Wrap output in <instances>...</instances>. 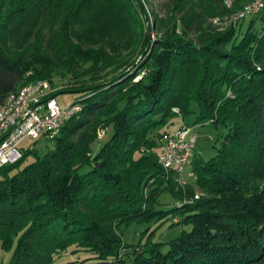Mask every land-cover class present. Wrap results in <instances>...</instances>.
Here are the masks:
<instances>
[{
	"label": "trees",
	"instance_id": "16d2710c",
	"mask_svg": "<svg viewBox=\"0 0 264 264\" xmlns=\"http://www.w3.org/2000/svg\"><path fill=\"white\" fill-rule=\"evenodd\" d=\"M232 12L223 0H0V104L38 79H64L56 93L105 82L78 93L51 147L0 168L5 264L79 250L106 264H264V8ZM192 113L225 133L179 184L158 139ZM163 191L179 200L166 210ZM168 213L190 228L142 241L147 227L135 243L119 232Z\"/></svg>",
	"mask_w": 264,
	"mask_h": 264
},
{
	"label": "built area",
	"instance_id": "2783aa9c",
	"mask_svg": "<svg viewBox=\"0 0 264 264\" xmlns=\"http://www.w3.org/2000/svg\"><path fill=\"white\" fill-rule=\"evenodd\" d=\"M223 0L225 7L233 9L230 20L236 22L264 8V0ZM220 23L222 20L216 18ZM57 87L47 79L28 82L10 92L0 104V168L17 162L22 156L21 142L26 138H53L64 123L81 109L79 102L60 106L55 95ZM106 129L98 131V138ZM157 160L166 171L181 173L193 157L194 135L191 127L182 125L162 133L158 139Z\"/></svg>",
	"mask_w": 264,
	"mask_h": 264
},
{
	"label": "rangeland",
	"instance_id": "374dc122",
	"mask_svg": "<svg viewBox=\"0 0 264 264\" xmlns=\"http://www.w3.org/2000/svg\"><path fill=\"white\" fill-rule=\"evenodd\" d=\"M249 17L245 19V23ZM66 84L64 79L54 78V85L59 89L63 88ZM80 94L75 92H58L56 93L55 97L60 106L67 105L73 101L78 99ZM195 114H190L182 119L178 115L171 116L161 127V129H166L167 131H171L180 127L182 121L190 124L191 127V134L194 135V150H193V157H196L201 160H207L212 157L216 153V148L219 146L220 141L225 133L224 128H214L211 124H193ZM104 138V137H102ZM101 140V138H100ZM100 143V142H98ZM53 141L50 139H46L43 136H39L38 138H26L21 142L23 148H34L37 150L39 154L43 153L47 147H51ZM98 144L94 147L96 150ZM32 156H28L26 162L32 160ZM176 180L179 184L184 183H193L194 175L191 171V162H189L184 169L177 175ZM179 200L170 192L163 191L158 197V203L155 207L161 209H169L177 204ZM168 218H161L158 220H154L150 223H143L139 224L136 222H131L129 224H123L119 228V232L122 234V238L127 243H135L137 242L140 233L146 229L142 238V241L146 239V233L149 234V229L153 230L151 234V238L156 241H166L170 238L177 236L180 233L182 228L189 229L190 225H175L170 226L169 224L171 221H175L177 219H172L171 213H168ZM177 218V217H176ZM172 219V220H171ZM147 234V235H148ZM165 248V247H164ZM163 248V249H164ZM123 255L125 250L122 251ZM11 257V250H5L0 246V264H5ZM86 259L85 262L81 263L82 260ZM106 264L99 262L95 258L92 257L90 253L87 251L79 250L76 252L66 251L63 252L61 255L56 257L51 264Z\"/></svg>",
	"mask_w": 264,
	"mask_h": 264
},
{
	"label": "water",
	"instance_id": "95a60500",
	"mask_svg": "<svg viewBox=\"0 0 264 264\" xmlns=\"http://www.w3.org/2000/svg\"><path fill=\"white\" fill-rule=\"evenodd\" d=\"M145 19H146V25H147V30L149 32V36H152V33H151V28H150V21L148 20V18L146 17L145 15ZM105 82H101V83H98V84H94V85H90V86H86V87H81V88H76V89H62L61 91L59 92H75V93H79V92H82L88 88H93V87H97L99 85H103Z\"/></svg>",
	"mask_w": 264,
	"mask_h": 264
}]
</instances>
